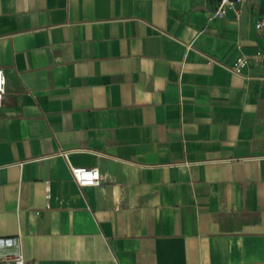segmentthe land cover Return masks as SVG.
<instances>
[{
	"label": "crops",
	"instance_id": "obj_1",
	"mask_svg": "<svg viewBox=\"0 0 264 264\" xmlns=\"http://www.w3.org/2000/svg\"><path fill=\"white\" fill-rule=\"evenodd\" d=\"M216 4L0 0V238L25 264H264L261 2Z\"/></svg>",
	"mask_w": 264,
	"mask_h": 264
},
{
	"label": "built area",
	"instance_id": "obj_2",
	"mask_svg": "<svg viewBox=\"0 0 264 264\" xmlns=\"http://www.w3.org/2000/svg\"><path fill=\"white\" fill-rule=\"evenodd\" d=\"M245 0H217V4L214 13L217 15H222L226 8L233 5L236 2H242ZM261 2V11L259 18L255 22L254 26L256 29L260 30L264 27V0ZM189 48V44L186 45ZM247 58L243 55H238L233 60L230 65L231 70L234 72H240L241 69L246 65ZM7 76L2 67H0V107L2 105L3 95L7 89ZM66 156L67 151H62ZM69 171L72 179L79 185H92L98 184L101 179V174L97 167L95 166H84V165H74L68 163ZM0 248H5V250L0 251V264H25V255L21 250L19 241L15 238H0Z\"/></svg>",
	"mask_w": 264,
	"mask_h": 264
}]
</instances>
